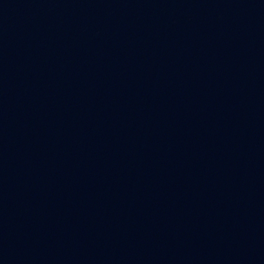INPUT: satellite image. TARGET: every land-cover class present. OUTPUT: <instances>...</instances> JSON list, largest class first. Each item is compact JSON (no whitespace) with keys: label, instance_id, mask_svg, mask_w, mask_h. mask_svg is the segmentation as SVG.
I'll use <instances>...</instances> for the list:
<instances>
[{"label":"water","instance_id":"95a60500","mask_svg":"<svg viewBox=\"0 0 264 264\" xmlns=\"http://www.w3.org/2000/svg\"><path fill=\"white\" fill-rule=\"evenodd\" d=\"M0 264H264V0H0Z\"/></svg>","mask_w":264,"mask_h":264}]
</instances>
